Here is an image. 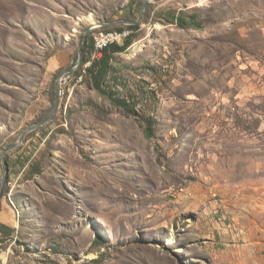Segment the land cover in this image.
Listing matches in <instances>:
<instances>
[{"label":"rangeland","instance_id":"374dc122","mask_svg":"<svg viewBox=\"0 0 264 264\" xmlns=\"http://www.w3.org/2000/svg\"><path fill=\"white\" fill-rule=\"evenodd\" d=\"M142 1L0 0V181L89 24L92 52L134 35L106 82L155 121L82 59L6 154L0 264H264V0H150L130 29Z\"/></svg>","mask_w":264,"mask_h":264},{"label":"trees","instance_id":"16d2710c","mask_svg":"<svg viewBox=\"0 0 264 264\" xmlns=\"http://www.w3.org/2000/svg\"><path fill=\"white\" fill-rule=\"evenodd\" d=\"M173 20H175L180 26H198L199 22L196 19L195 15H191L187 17L183 12H180L177 16L172 15ZM131 21V20H128ZM136 25L129 24L127 27L132 29ZM126 27V28H127ZM128 28V29H129ZM125 28H115L116 31H121ZM111 30V29H110ZM113 30V29H112ZM133 34H129V36L123 41L122 44L119 43H113L109 45L107 48H105L101 54V56L94 58L91 60L92 51L91 49V43L86 42L83 46V53H84V62L91 61L90 66L87 68V72L90 77V81L95 89H97L99 92L104 94L107 98L110 99V101L123 108L127 113L140 118L144 122V134L146 137H153L154 136V117L152 115H144L139 112V110L136 108V104L138 103V100H131L128 101L126 98L121 97L120 94L113 90L106 82L107 76L111 70V64L110 60L112 59L113 53L117 52H123L132 42ZM92 38V36H91ZM92 42V40H91ZM93 47V42H92ZM1 228H4L6 233L8 235H12L13 228L3 225H0ZM0 231H2L0 229Z\"/></svg>","mask_w":264,"mask_h":264},{"label":"water","instance_id":"95a60500","mask_svg":"<svg viewBox=\"0 0 264 264\" xmlns=\"http://www.w3.org/2000/svg\"><path fill=\"white\" fill-rule=\"evenodd\" d=\"M150 0H143L142 1V5H141V11H140V14L138 16L137 19L133 20V21H123V22H126L127 24H135L136 22H138L142 16L144 15V11H145V8L147 6V3L149 2ZM95 28V26H93L92 24H89L82 37H81V40H80V44L78 46V59L75 63V66L69 68V69H66L65 71H63L58 79L56 80V83H55V101H54V104H53V107L51 109V111L48 113V115L43 118L41 121H39L38 123L34 124V125H31L29 127H27L20 135V137L18 138V140L7 146L3 152H2V156H1V160H2V169H3V173H2V178H1V181H0V208H1V200H2V195H3V183L5 181V178L7 176V171H8V162L6 160V154L8 151L18 147L21 142L23 141V139L25 138V136L31 132L32 130L38 128L39 126L43 125L44 123H46L50 118L51 116L54 114V112L56 111V108H57V105L59 103V96H60V82L62 80L63 77L67 76L70 74L71 71L74 70V68H76L78 66V64L82 61L83 59V45L85 44L86 40H87V36L92 32V30Z\"/></svg>","mask_w":264,"mask_h":264},{"label":"built area","instance_id":"2783aa9c","mask_svg":"<svg viewBox=\"0 0 264 264\" xmlns=\"http://www.w3.org/2000/svg\"><path fill=\"white\" fill-rule=\"evenodd\" d=\"M129 35L124 34H103L102 37H98L93 40V53L91 59L101 56L103 50L113 43L123 42ZM91 61L86 63L85 67L89 65Z\"/></svg>","mask_w":264,"mask_h":264},{"label":"bare ground","instance_id":"6f19581e","mask_svg":"<svg viewBox=\"0 0 264 264\" xmlns=\"http://www.w3.org/2000/svg\"><path fill=\"white\" fill-rule=\"evenodd\" d=\"M92 25L95 26V28L92 30V32H94L96 29L99 28L100 23H96V24H92ZM92 32H91V33H92ZM128 33H129V31H126V30H124V31H112V32H106V33H105V31H104V32H103V31H99V32H97V33L94 34L93 39H96V38H98V37H102L103 34H124V35H128ZM63 78H64V77H63ZM82 78H83V76H80V77L78 78V82H79L80 80H82Z\"/></svg>","mask_w":264,"mask_h":264}]
</instances>
